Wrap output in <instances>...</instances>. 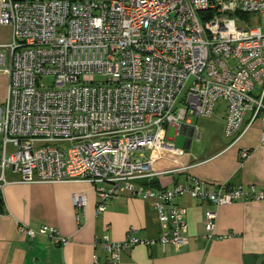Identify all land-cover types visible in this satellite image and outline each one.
<instances>
[{
	"label": "built area",
	"instance_id": "1",
	"mask_svg": "<svg viewBox=\"0 0 264 264\" xmlns=\"http://www.w3.org/2000/svg\"><path fill=\"white\" fill-rule=\"evenodd\" d=\"M0 25L11 29L0 45V188L7 171L22 184L91 183L96 216L123 194L149 202L159 236L139 239L130 229L119 242L97 238L108 264L135 245L185 246L183 195L215 208L264 199L254 186L208 190L195 177L166 190L137 185L163 174L146 152L183 154L166 128L210 117L219 101L224 137L234 144L259 122L264 146V0H0ZM42 76L53 77L49 88ZM72 203L83 211L86 196ZM216 220L206 209L207 240L227 237L216 234ZM19 233L68 243L52 227Z\"/></svg>",
	"mask_w": 264,
	"mask_h": 264
},
{
	"label": "crops",
	"instance_id": "2",
	"mask_svg": "<svg viewBox=\"0 0 264 264\" xmlns=\"http://www.w3.org/2000/svg\"><path fill=\"white\" fill-rule=\"evenodd\" d=\"M10 41L11 29L0 25V45ZM4 88L6 91V85ZM224 106L222 117L216 115L215 107L210 117L188 115L179 127H172L173 138L168 139L173 144L177 141L176 148L183 150V154L146 152L147 157L155 159L153 171L163 174L137 185L166 190L185 183L188 177H195L208 190L227 184L246 189L254 186L264 192L260 124L255 122L232 144V139L223 135L225 103ZM242 149L248 150L246 158L241 157ZM176 170L181 171L174 173ZM5 179L9 184L0 188V264H94L95 259L98 264H108L107 253L95 246L97 238L107 236L119 242L130 229L139 239H157L160 234L156 212L149 202L139 198L123 194L96 216L97 198L91 183L22 184L16 183L18 176L9 171ZM74 194L86 196L83 211L73 206ZM176 203L186 210L187 244L164 248L158 244L135 245L121 254L119 264H245L248 257L256 260L264 256V199L215 208L183 195ZM206 209L216 211V234L227 235L226 238L207 240L204 237ZM21 225L34 230L41 226L55 228L68 243L55 245L38 234L28 238L19 233Z\"/></svg>",
	"mask_w": 264,
	"mask_h": 264
},
{
	"label": "rangeland",
	"instance_id": "3",
	"mask_svg": "<svg viewBox=\"0 0 264 264\" xmlns=\"http://www.w3.org/2000/svg\"><path fill=\"white\" fill-rule=\"evenodd\" d=\"M94 80L95 81H97V82H102L103 81V79L100 77V76H95L94 77ZM40 82H41V84L43 85V86H45L46 88H49L51 85H52V83H53V77H51V76H42L41 77V79H40ZM7 84V77H6V75H4V74H2V73H0V104H2L3 102H4V98H5V95H4V93H5V91H4V87H5V85ZM220 102V103H219ZM217 104H218V106H217V104H216V115H218V116H220V117H222L223 116V110H224V103H221V101H219ZM173 129L174 128H172V127H169L168 128V130H167V139L168 138H173ZM174 146L175 147H177L178 148V146H179V143L176 141V143H174ZM180 146H182V145H180ZM8 151H11V148H8ZM147 154H146V158H147Z\"/></svg>",
	"mask_w": 264,
	"mask_h": 264
},
{
	"label": "water",
	"instance_id": "4",
	"mask_svg": "<svg viewBox=\"0 0 264 264\" xmlns=\"http://www.w3.org/2000/svg\"><path fill=\"white\" fill-rule=\"evenodd\" d=\"M263 262H264V256H261L256 260L251 257L245 259V264H262Z\"/></svg>",
	"mask_w": 264,
	"mask_h": 264
}]
</instances>
